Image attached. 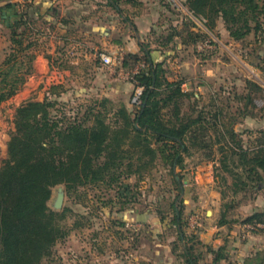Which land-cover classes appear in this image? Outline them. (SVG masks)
<instances>
[{
  "label": "trees",
  "instance_id": "16d2710c",
  "mask_svg": "<svg viewBox=\"0 0 264 264\" xmlns=\"http://www.w3.org/2000/svg\"><path fill=\"white\" fill-rule=\"evenodd\" d=\"M108 2L121 12L117 0ZM186 4L210 29L221 17L233 40H243L251 33L256 37L264 31V0H186ZM18 6L16 2H8L3 7L15 11ZM41 7L42 4L27 2L21 11L15 12L17 19L9 26L11 50L20 52L30 47L26 37L33 24L30 11L33 9L42 16ZM205 35L189 30L186 37L196 43L205 39ZM177 36H181L180 30L171 28L161 43L166 46ZM258 41L263 49L264 36ZM139 47L140 53L127 52L121 59V65L128 69L143 64L135 74V81H129L132 88L143 87L142 102L136 109L128 108L123 102L115 104L106 97L95 106H87L81 117L77 112L74 116L62 111L58 114V109H54L56 101L47 98L43 101L29 98L15 108V129L0 166V264H42V259L51 253V246L65 235L57 220L64 217L66 209L56 212L47 205L53 186L64 183L70 189L99 182L118 183L123 167L125 174H140L158 156L166 161L177 190L172 202L176 233L171 242L172 252L183 264H199L203 251L197 246H203L213 255L210 264H220L224 259L221 246L203 244L195 234L185 231L183 211L175 204L185 192V186L183 176L175 168L183 167V154L189 151V145L209 148L212 143H218L221 166L233 176L238 190L244 189L247 181L251 187L262 184L264 152L244 146L234 126L252 113L251 108H255L264 88L247 78L244 91L234 95L233 100L242 105L234 112L228 108L225 111L215 102L211 109L198 107L194 102L186 112L184 101L192 94L182 89V80L169 79L163 62L152 59L148 44L141 42ZM28 57L30 61L24 63L12 51L0 63V104L15 95L24 83L22 67L26 76L31 73L34 54ZM110 108L115 109L112 123L107 120ZM211 128L217 134L214 141L210 139ZM120 185L127 189L125 184ZM142 219L125 221L142 222ZM248 220L264 222V211L254 213ZM159 221L166 226L163 217ZM223 223L220 220L219 224ZM261 253L246 257L244 264H264Z\"/></svg>",
  "mask_w": 264,
  "mask_h": 264
},
{
  "label": "rangeland",
  "instance_id": "374dc122",
  "mask_svg": "<svg viewBox=\"0 0 264 264\" xmlns=\"http://www.w3.org/2000/svg\"><path fill=\"white\" fill-rule=\"evenodd\" d=\"M117 1L126 3L125 0ZM159 3L161 8L159 19L144 35L143 42L154 47L160 46V50L154 48L160 54L169 52L163 59L168 76L174 77L179 74L178 77L190 81L192 87L184 91L192 95L185 99L184 111L189 112L190 105L194 102L204 109L213 108L212 102H215L224 107L225 111L228 108L234 112L242 105H238L239 101L230 98L233 94L242 92V89H238V83L242 84L245 75L255 81H261L264 88V48L260 50L253 44L255 40L259 44L258 40L264 36V31L256 37L251 33L243 40L233 41L221 17L216 19L215 26L210 29L202 18L188 9L186 0H159ZM141 4L143 5V1ZM262 20L264 21V15ZM171 28L180 30L181 36L174 37L165 47L161 42ZM189 30L204 33L206 37L202 41L191 43L186 37ZM31 35L32 32H28L26 36L30 46L37 48L36 42H31ZM181 38L186 43H182ZM26 44L25 42L24 46ZM30 49L29 47L18 52L17 49L11 50L9 44L2 52L3 60L13 51L17 60L28 63L30 61L28 56L33 54ZM256 51L261 55L254 61ZM251 61H254V66ZM179 63L181 66L178 68ZM23 68L25 67H22L23 77L26 78L21 88L0 104V166L7 156V142L15 129V108L29 98L38 100L36 98L38 89L31 91L27 96L24 93V87L32 71L26 76V70ZM229 74L235 75L240 81L235 83L233 81L226 87V75L230 77ZM115 79L123 81L118 77ZM43 85H46L49 92L44 97L41 92L39 95L41 99L38 101L45 98L56 101L54 109H58V114L64 112L68 116H74L77 112L81 117L87 106H95L96 102L103 98L90 94L81 100L70 101L60 96L58 85L51 84L49 87L46 81L40 83V87ZM131 94L132 92L127 96V100L129 106L136 109L137 107L130 104ZM259 96L261 97L255 101V108H251L252 113L245 117L252 121L247 125L237 123L235 126L238 127L234 126V130L243 139L244 146L264 152V92ZM110 110L107 120L112 123L115 109ZM223 113L226 116L224 111ZM225 116L222 120L226 122ZM243 119L244 117L241 121ZM213 130V128L209 130L212 141L217 137ZM208 147L198 148L189 145V151L183 154V167H176L175 172L183 176L185 192L179 195L175 204L183 211V224L187 234L193 233L201 240L206 237L207 243H215L214 248L220 245L222 249H226V257L222 264H244L245 253L254 255L262 251L261 254L264 255V222L248 220L254 213L264 211V182L251 187L250 181H247V186L238 190L233 176L221 166L219 144L212 143ZM203 163L211 164L212 174L211 176L209 174L206 181L196 180V170ZM168 170L166 161L158 156L153 164L140 174H125L123 167L122 179L118 183L112 182L109 185L99 182L96 185L87 184L70 189L66 188L64 183L53 186L47 205L56 212L66 209L64 217L57 220L65 235L51 246V253L42 259V264L129 263L137 252L140 237L145 235L154 221L158 220L159 224L161 217L166 226L160 235L175 239L172 202L177 190L173 185L172 174ZM120 184H125L127 189L124 190ZM59 186L63 188L64 196L61 207L55 209L53 202ZM207 210L211 212L208 214ZM125 214L143 218V221L146 216L147 220L142 223L139 230L131 231L125 226V220H130L123 219ZM191 219L197 221L195 230L188 227V221ZM220 220L225 223L219 224ZM197 247L206 252L203 246Z\"/></svg>",
  "mask_w": 264,
  "mask_h": 264
},
{
  "label": "crops",
  "instance_id": "0c3cea01",
  "mask_svg": "<svg viewBox=\"0 0 264 264\" xmlns=\"http://www.w3.org/2000/svg\"><path fill=\"white\" fill-rule=\"evenodd\" d=\"M133 1L118 2L121 8L120 12L113 8V4H110L108 0H1L0 8L8 2L42 4V16L36 15L33 9L30 11L33 23L31 42L35 41L37 48L33 45L30 46V51L34 54L33 69L24 87L25 95L27 96L31 91L38 89L36 98L40 100L41 92L43 97L49 92L46 85L40 87V83L46 81L49 87L51 84L58 85L60 96L70 101H78L90 94H95L110 98L116 104L123 102L130 108L127 96L132 92V85L125 80H123L124 82L116 80V76L102 65L98 54L105 52L122 58L123 54L127 52L140 53L139 45L144 41V35L159 19L161 8L159 0ZM17 11L18 8L14 11L12 8L5 7L0 10V63L3 61L2 52L10 44L9 26L14 19H17L15 15ZM253 44L254 47L261 50L256 40ZM177 47L180 48V46ZM149 48L153 49L150 52L152 59L158 62H163L169 53L160 54L157 52L155 49H159L160 46L149 45ZM258 53L259 51H256L254 54V61L257 60L256 54ZM254 61H251L252 65H255ZM180 66L179 63L177 67ZM178 75L169 76V79H181L182 89H190L192 87L190 81L182 79ZM229 75L230 77L226 75V87L233 81L234 83L240 81L236 79L235 75ZM247 78L251 79L250 76L245 75L242 84L238 83V89H242V92L244 91V81ZM256 82L263 87L261 81L257 80ZM234 95L231 96V100ZM250 121L252 120L244 118L238 124L247 125ZM210 165L209 163L199 165L195 179L208 180L209 174L210 176L212 174ZM124 216L123 219L135 218L132 214ZM145 220H147L146 216ZM157 221L150 224L145 235L140 237L137 243V252L126 264H183L171 250V242L174 239L160 235L165 227L162 223L158 224ZM201 241L214 247L215 243H207L206 237ZM223 253L226 257V249H223ZM243 255L249 257L253 254L248 252ZM212 257L210 252H202L199 264H210ZM224 259L220 261V264Z\"/></svg>",
  "mask_w": 264,
  "mask_h": 264
},
{
  "label": "built area",
  "instance_id": "2783aa9c",
  "mask_svg": "<svg viewBox=\"0 0 264 264\" xmlns=\"http://www.w3.org/2000/svg\"><path fill=\"white\" fill-rule=\"evenodd\" d=\"M24 4V3H23ZM23 4L19 3L18 11H20V9L22 8ZM98 57L102 63L103 66H105L108 71L115 75L116 77H118L119 79L125 80V81H135L134 77L135 74H137L139 68L141 66H143L142 63L135 65L133 68L131 69H126L121 65V57L118 55H112L109 53H105V52H100L98 54ZM142 90L143 87L141 85H136L133 90H132V94L130 97V104L134 107H139L142 100H141V95H142ZM142 223L141 222H134V221H125V226L129 227V229L131 231H137L141 228ZM197 225V221L196 220H189L188 221V227L191 230H195Z\"/></svg>",
  "mask_w": 264,
  "mask_h": 264
},
{
  "label": "water",
  "instance_id": "95a60500",
  "mask_svg": "<svg viewBox=\"0 0 264 264\" xmlns=\"http://www.w3.org/2000/svg\"><path fill=\"white\" fill-rule=\"evenodd\" d=\"M63 196H64V190L61 186H59L57 188L56 197H55L54 202H53V206L55 209H59L61 207ZM210 212H211L210 210L206 211V213H208V214Z\"/></svg>",
  "mask_w": 264,
  "mask_h": 264
}]
</instances>
